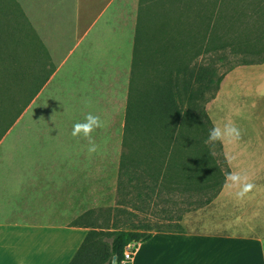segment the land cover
Masks as SVG:
<instances>
[{"label": "crops", "instance_id": "crops-1", "mask_svg": "<svg viewBox=\"0 0 264 264\" xmlns=\"http://www.w3.org/2000/svg\"><path fill=\"white\" fill-rule=\"evenodd\" d=\"M15 1L39 36L48 53L47 61L53 68L43 91L55 84L62 91H80V102L96 103L97 115L103 113V119L108 117L109 91H128V105L136 34L139 19L145 20L149 0ZM252 2L254 4V0ZM152 3L154 10L156 0ZM253 4L247 0L185 1V31L194 29L191 25L195 19L203 31L211 30L204 47L210 34L215 35L217 41L213 42L210 54H218L217 68L225 61L223 50L233 46L222 43L220 27L216 23H228L233 16L231 22L240 23L237 32L241 38L233 44L234 48H239L235 56L240 59V65L223 77L213 104L221 100L225 84L232 77L233 86L241 91H264V63L243 64L245 59L264 60V28L256 22L253 27L242 22L247 13L258 19L257 4L252 12ZM175 13L177 15V11ZM185 46L187 49L192 47L187 41ZM190 60L194 63L193 57L187 55L186 62ZM196 62H202V57ZM93 138L96 143H108V139ZM84 143L88 144V141L85 139ZM236 143L239 140L222 142L224 158L230 172L246 175L254 185L253 189L238 198L236 189H226L224 185L210 204L187 213L180 223L182 232H148L150 240L139 245L133 261L122 264H264V152L262 155L255 152L249 157L252 162L246 163L243 148H236ZM124 154L123 138L120 171ZM67 159L70 161L59 163L57 171L53 170L51 185L48 177L47 180L33 177L32 182H28L23 215L19 214L17 200L12 204L7 202L0 191V264H71L75 258L94 227L89 222L71 224L73 217L80 213L82 192L96 190L95 185L82 182L81 177L97 175L98 167L94 153H74ZM128 183L135 184L136 180ZM143 196L138 190L136 198ZM121 208L116 206L117 210ZM51 217L61 218V221H53ZM193 222L194 226L201 227V232L191 229ZM240 224L245 227L242 231ZM158 239L162 241L155 242Z\"/></svg>", "mask_w": 264, "mask_h": 264}, {"label": "rangeland", "instance_id": "rangeland-1", "mask_svg": "<svg viewBox=\"0 0 264 264\" xmlns=\"http://www.w3.org/2000/svg\"><path fill=\"white\" fill-rule=\"evenodd\" d=\"M179 1L156 0L154 9L156 16H154L153 3L152 0H149L146 5L144 26H152L153 29H157V37L163 23H168V27L178 26L185 31L186 0ZM247 1L253 4L252 0ZM258 3L262 6L264 0H254L252 12L257 4L258 19L249 17L252 14L248 15L247 13L242 22L252 27L256 22L257 26L264 28V9L259 10ZM169 10L174 13L177 11V21L167 22ZM16 11V7L11 9L7 6V2L0 0V25H4V29H0V35L7 37L8 44L17 46V52L20 50L29 52L31 48H26L27 40L19 31ZM164 15L166 16L163 18ZM233 17L228 23H216L220 27L222 43L233 46L222 52V56L225 53V61L217 69L223 77L234 67L240 65L238 62L240 59L235 56L239 48H234L235 45H233L236 40L241 38L237 32L240 23L233 24L231 22ZM150 19H152L151 23H149ZM237 21L241 22V19L238 18ZM5 25L8 28H5ZM191 27L199 28V24L195 25L193 22ZM7 31L10 32V35ZM210 31L207 30V32ZM3 40L0 39V41ZM143 52L146 54L145 50ZM210 52H212L211 49L201 56L203 63H209L214 58L217 59L218 54H210ZM180 54L182 55H178L179 57H184L187 54L193 56L192 50L186 54L183 50L180 51ZM27 55H21L22 66H20L21 63L12 65V60H9L11 63L9 65L0 58V110L2 108L12 110L13 115L15 111L22 110L28 104L27 95L34 92L27 91L28 89L32 90L35 84L31 75L32 70L30 73H27L26 70V59H29ZM201 57L195 62L200 61ZM145 59L148 62L150 58L145 57ZM147 62L142 65L141 69L145 87L148 77L153 76L152 65ZM35 66L34 64L30 68L34 69ZM21 72L24 74L23 79L18 78ZM242 82H246V80ZM233 83L234 77L226 82L225 92L221 100L215 104H213L216 99L214 91L208 92L205 109L213 126L222 127L231 120L238 127L240 137L239 143H236L235 146L243 148L245 153L243 160L250 163L252 159L249 157L255 155V152H260V155L264 152V91H241L240 88L234 87ZM80 95V91L59 90L56 84L53 88L49 87L46 91H40L35 100L23 110L21 116L2 138L0 142V191H3L7 202L12 204L14 200H17L19 214L23 215V211H25V194L33 177L46 180L48 177L51 185L53 170L58 169L59 163L70 161L67 159L68 155L72 157L74 153H89L87 151L88 144L84 143L85 139L82 136L73 137L71 133L73 125L83 122L88 113L97 115V104L87 101L85 104L81 103ZM127 97L128 91H109L108 117L103 119V113H101L102 117H100L104 121V127L92 134L93 137L108 139V143H96L99 146L98 151L94 153L97 156V175L81 177L82 182L95 185L96 190L82 192L80 213L73 217L71 224L89 222L94 227L105 228L109 227V223L113 221L122 229L151 230V232L175 229L177 222L182 223L189 213L200 210L204 201L211 199L214 195V191L211 190L212 183L216 180L215 182L221 185L229 173L230 169L224 158L222 143L221 145L218 144L219 142L214 145L206 144L205 140L208 136L205 135L201 138L202 140H196L189 136L174 146L167 145L166 141L159 136L151 137L146 134L137 141L127 143L125 147L126 161L129 158L133 159L134 163L137 161L139 166L137 170H132V175L136 176V183L130 185L125 168L120 171ZM87 99L90 100V95ZM204 167L206 175L210 174L209 176L212 177L210 183L203 175ZM245 168L249 169V165H246ZM199 169L201 176H198L197 173ZM73 178L71 177V179ZM75 178L77 180V177ZM121 180L122 188L119 183ZM138 190L144 194L141 199L136 198ZM117 205L122 206L121 210L116 209ZM186 210H189L188 214ZM181 218L182 221H179ZM50 219L61 221V218L57 217ZM194 224L195 222L192 223L191 229L201 232V227L198 228ZM244 228L243 224H240V231ZM161 241L162 239H158L155 242ZM154 245L156 248H160L156 244L151 246Z\"/></svg>", "mask_w": 264, "mask_h": 264}, {"label": "trees", "instance_id": "trees-1", "mask_svg": "<svg viewBox=\"0 0 264 264\" xmlns=\"http://www.w3.org/2000/svg\"><path fill=\"white\" fill-rule=\"evenodd\" d=\"M2 1L7 2V6L11 9L16 7V18L19 23L16 22L20 27V34L27 40L25 43L26 48H31V50L29 52H23V50L17 52L18 47L12 46L14 44H8L7 37L0 35V39H4L0 41V58L4 63H8L9 65L11 64L9 60H12V65H19L21 63L20 66H22L21 55L28 54L27 57L29 59H26V70L27 73H30L32 70L31 75L35 83V88L33 87L32 90H27L34 92L31 95L30 93L27 95L28 104L22 110L15 111L14 115L11 112L12 110L5 108L0 110V142L21 116L23 110L43 90L50 76L53 74L52 65L47 61L48 53L45 47L16 1ZM262 9H264V5L260 6V10ZM168 14L169 16L166 18L168 20L167 22L170 23L173 20H178L176 13L173 11L169 10ZM150 20L149 23L152 22V19ZM145 21L146 17L144 22L142 19H139L133 51L132 87L131 91H129L126 111L124 147H126L127 143H131L134 140L137 141L146 134L151 137L159 136L166 141L167 145L172 144L174 146L189 136L194 137L196 140L205 137V135L208 136L209 129L213 127V124L205 109L208 101L207 95L208 92L214 91L216 98L223 81V76L218 72L217 63L215 62L216 58L210 60L211 62L209 63L195 62V60L210 51V49L213 50L211 46L213 42L217 41V38L214 37L215 35L210 34L209 41L206 47H204V41L208 39L207 35L209 33L203 31V27H194L192 31L186 32L178 26L168 27V23L161 24L160 34L158 32L160 37H157V29H153L152 26H144ZM196 23L197 21H195V25ZM211 24L212 19L208 27H211ZM1 28L4 29V25H0ZM5 28L8 27L5 25ZM157 40L158 43H156ZM186 41L192 45L190 49H187L185 46ZM8 49L10 50L8 51ZM143 50L146 51V54H144ZM183 50L185 54L187 50L188 53L192 50L194 63H191V60L188 63L186 62V56L189 54L184 57L178 56L182 55L180 51ZM145 57L150 58L148 62ZM153 59L155 62L152 61ZM218 61L221 62L223 59L218 58ZM145 62L147 64L151 63L153 70V76L148 77L146 87L145 80L141 77L142 65ZM263 63L264 60L250 61L245 59L243 64L250 66L262 65ZM34 64L36 65L35 68L31 69L30 66L32 67ZM22 76L24 74L21 72L18 78L23 79ZM153 81L154 83H152ZM198 143L200 142L198 141ZM218 144L221 145V142ZM137 164V161L134 163V160L130 158L127 161L126 158L122 160L121 168L127 169L126 176L130 183L136 180L135 174L132 175V170L139 168ZM155 166L157 165L155 164ZM197 173L198 176H201L200 169ZM203 175L208 179L209 183L212 181V177L209 176L210 174L206 175L205 167L203 169ZM215 181L212 183V188L210 187L214 191V195L211 199L205 200L203 205H208L215 200L225 185V178L221 185ZM119 183L122 188V180ZM186 213H189V210H186ZM179 221H182V218ZM178 223L180 222L175 224V229H170V227L168 229L172 230L171 232H182L183 227ZM150 231L122 229L115 223L109 224V227L105 228L93 227L71 264H122L124 263L125 249L127 246L133 243L144 244L148 242L151 238V235L148 234Z\"/></svg>", "mask_w": 264, "mask_h": 264}, {"label": "clouds", "instance_id": "clouds-1", "mask_svg": "<svg viewBox=\"0 0 264 264\" xmlns=\"http://www.w3.org/2000/svg\"><path fill=\"white\" fill-rule=\"evenodd\" d=\"M104 127V121L100 116L88 113L83 122H77L73 125L71 135L73 137H83L88 141L87 151L89 154L96 153L99 146L96 144L93 133ZM240 137V130L235 124L229 120L222 127L213 126L209 129L206 144L214 145L217 142H234ZM254 185L249 182L246 175H241L239 172H230L225 176V188L236 189L235 195L238 198H243L248 192L253 189Z\"/></svg>", "mask_w": 264, "mask_h": 264}, {"label": "built area", "instance_id": "built-area-1", "mask_svg": "<svg viewBox=\"0 0 264 264\" xmlns=\"http://www.w3.org/2000/svg\"><path fill=\"white\" fill-rule=\"evenodd\" d=\"M140 244H129L127 248L125 249V255H124V262H132Z\"/></svg>", "mask_w": 264, "mask_h": 264}]
</instances>
